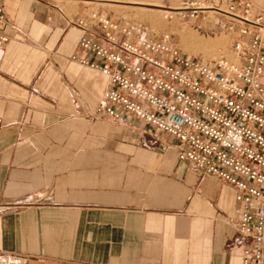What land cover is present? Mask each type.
Masks as SVG:
<instances>
[{
    "label": "crops",
    "instance_id": "crops-1",
    "mask_svg": "<svg viewBox=\"0 0 264 264\" xmlns=\"http://www.w3.org/2000/svg\"><path fill=\"white\" fill-rule=\"evenodd\" d=\"M2 2L0 264H242L234 188L139 119L95 115L109 78L73 59L82 11Z\"/></svg>",
    "mask_w": 264,
    "mask_h": 264
},
{
    "label": "built area",
    "instance_id": "built-area-1",
    "mask_svg": "<svg viewBox=\"0 0 264 264\" xmlns=\"http://www.w3.org/2000/svg\"><path fill=\"white\" fill-rule=\"evenodd\" d=\"M182 16L209 9L237 33L233 58L191 57L171 34L157 36L98 12L83 13L74 60L109 78L95 115L120 124L139 119L174 139L181 163L234 188L242 264H264V10L247 0H185ZM0 0V46L11 36ZM90 55L91 58H88Z\"/></svg>",
    "mask_w": 264,
    "mask_h": 264
},
{
    "label": "rangeland",
    "instance_id": "rangeland-1",
    "mask_svg": "<svg viewBox=\"0 0 264 264\" xmlns=\"http://www.w3.org/2000/svg\"><path fill=\"white\" fill-rule=\"evenodd\" d=\"M68 14L77 11L98 12L112 16L120 22L142 24L157 36L171 34L174 42L191 57L205 61L233 58L232 46L237 33L222 27L224 15L211 9L198 19L188 20L177 14L185 0H44ZM162 10V11H161ZM182 11V10H178ZM170 12V13H168ZM175 12V13H174Z\"/></svg>",
    "mask_w": 264,
    "mask_h": 264
},
{
    "label": "bare ground",
    "instance_id": "bare-ground-1",
    "mask_svg": "<svg viewBox=\"0 0 264 264\" xmlns=\"http://www.w3.org/2000/svg\"><path fill=\"white\" fill-rule=\"evenodd\" d=\"M104 1H106V0H104ZM133 1V0H132ZM182 9V7H177V8H175L174 10H177V14L176 15H178V13L179 14H181L182 13V11H178V10H181ZM162 11V10H161ZM211 12V11H210ZM168 13H170V12H168ZM175 13V12H174Z\"/></svg>",
    "mask_w": 264,
    "mask_h": 264
}]
</instances>
